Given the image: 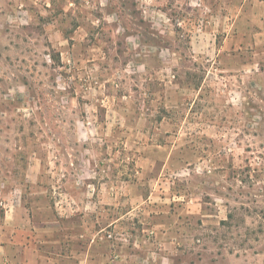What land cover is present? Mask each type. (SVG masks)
<instances>
[{
    "label": "rangeland",
    "instance_id": "obj_1",
    "mask_svg": "<svg viewBox=\"0 0 264 264\" xmlns=\"http://www.w3.org/2000/svg\"><path fill=\"white\" fill-rule=\"evenodd\" d=\"M0 194L108 264H264V0H0Z\"/></svg>",
    "mask_w": 264,
    "mask_h": 264
},
{
    "label": "crops",
    "instance_id": "obj_2",
    "mask_svg": "<svg viewBox=\"0 0 264 264\" xmlns=\"http://www.w3.org/2000/svg\"><path fill=\"white\" fill-rule=\"evenodd\" d=\"M2 199L0 194V205ZM98 248L87 236L67 234L58 221L34 220L23 199L0 208V264H108L111 249ZM123 257L119 263L128 262L132 254Z\"/></svg>",
    "mask_w": 264,
    "mask_h": 264
}]
</instances>
